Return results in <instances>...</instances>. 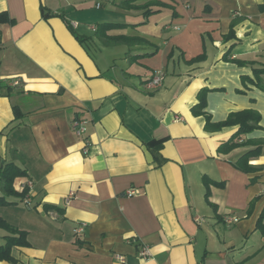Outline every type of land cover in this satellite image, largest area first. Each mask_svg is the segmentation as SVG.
I'll list each match as a JSON object with an SVG mask.
<instances>
[{"label": "crops", "instance_id": "1", "mask_svg": "<svg viewBox=\"0 0 264 264\" xmlns=\"http://www.w3.org/2000/svg\"><path fill=\"white\" fill-rule=\"evenodd\" d=\"M90 1L0 0L11 19L0 23V132L14 107L24 121L1 136L0 155L28 170L14 181L27 196L0 206L28 232L30 246L12 249L16 264H264V0H160L170 7L152 6L146 23L108 32L144 43L110 45L78 32L89 4L97 7ZM104 1L94 33L100 22L144 20L142 9ZM42 6L66 17L46 18ZM157 74L162 84L150 88ZM15 77L20 85L10 87ZM203 88L212 123L261 114V128L243 136L250 143L219 150L236 127H207L194 111ZM77 118L89 120L84 137ZM259 145L249 160L256 169H238ZM204 176L223 183L210 185L209 199ZM143 244L152 252L145 261Z\"/></svg>", "mask_w": 264, "mask_h": 264}, {"label": "trees", "instance_id": "2", "mask_svg": "<svg viewBox=\"0 0 264 264\" xmlns=\"http://www.w3.org/2000/svg\"><path fill=\"white\" fill-rule=\"evenodd\" d=\"M137 0H124L121 2V6L125 9H133L138 8L143 10L144 20L139 23L129 24L127 22H100L97 24L95 29V35L99 39L103 41L104 44H120V43H144L145 39L142 37H128L126 35H108V32L114 29H121L128 26H139L147 22V19L150 15L156 13L158 10L151 9L152 6L157 7H170L169 4L162 2L160 0H149L144 4H135ZM264 7V6H263ZM42 13L43 16L46 18L52 16H62L66 17L64 12H51L48 8L42 6ZM176 13V12H174ZM10 18L7 13H0V23L2 22H10ZM233 24V23H232ZM234 25L232 26L231 35L234 33ZM76 37L81 43H86L87 45L91 46V42H89V38L80 36L73 30ZM89 43V44H88ZM152 53H145L143 56L151 55ZM226 59L228 58V54L225 55ZM204 58V55L196 56L190 59L188 62L195 63L201 61ZM233 60L236 63L243 64L245 61L240 59H229ZM264 89V86H261ZM0 88H2V82L0 80ZM211 89L203 88L198 93V103L194 106V111L201 115H204L206 118L207 127L213 128H223V127H236L235 132L231 135V137L223 142L219 146V150L221 151H230L233 148H237V146L250 143V139H244L243 136L252 133L254 130L261 128V114L256 110H243L231 113L226 120L221 122L212 123L211 116L205 111L207 106V93H209ZM15 118L14 120L7 126L5 130L0 132V139L2 135H9L12 130L21 126L23 121V113L17 107H14ZM261 153V146L259 145L253 150H250L243 154L237 162H235V166L244 171V172H251L256 169L255 166L250 164L249 160L252 156ZM1 157V155H0ZM1 167H0V206H8L12 205L16 202L13 200L15 198L23 200L29 190L24 189L23 191L19 192L14 187V181L17 177L27 175V171L24 167L14 161H6L1 157ZM204 183L207 186L206 196L209 199L210 196V185H217L221 186L223 183L219 181H215L211 179V177L204 176L203 177ZM210 204L214 206V204L208 200ZM216 208V207H215ZM264 211L261 213L258 221L257 227L261 229L262 233L264 234ZM0 229H3L7 232L2 238L3 242H0V260H5L11 263L16 264L17 260L12 254V249L15 246H30V242L28 239V232L19 229L17 226L11 224L5 218L0 216Z\"/></svg>", "mask_w": 264, "mask_h": 264}, {"label": "built area", "instance_id": "3", "mask_svg": "<svg viewBox=\"0 0 264 264\" xmlns=\"http://www.w3.org/2000/svg\"><path fill=\"white\" fill-rule=\"evenodd\" d=\"M101 3L98 2L97 3V7H100ZM162 80H163V76L162 74H157L156 76H154L151 80L150 83H148V86L151 88H157L162 84ZM8 85L10 87H16L20 85V79L15 77V78H11V80L8 82ZM177 119H181L178 118ZM88 125H89V120L86 118H77L73 121V129L75 130L77 136L79 137H84L88 131ZM127 194H129V196H132L135 193L134 189L128 190ZM229 222L231 221V219H228ZM235 221L238 220V218L234 219ZM233 221V220H232ZM85 228V224H82L81 226H79L77 228V233H81L83 232ZM139 256L145 261L148 260L152 257V252H151V248L149 245L147 244H143L139 250ZM117 259L124 262L125 261V257L123 255H117Z\"/></svg>", "mask_w": 264, "mask_h": 264}, {"label": "rangeland", "instance_id": "4", "mask_svg": "<svg viewBox=\"0 0 264 264\" xmlns=\"http://www.w3.org/2000/svg\"><path fill=\"white\" fill-rule=\"evenodd\" d=\"M93 1H95V3H96V1L100 2L101 4L103 3L104 7L102 9H99L98 7H95V6L90 7V4H89L88 9L85 11L86 13L82 14V17H87V18H85L87 23H85L84 19L82 18V22H81V27L82 28H80V30H78V32L83 34V35H86V36H94L95 35L93 29L89 25V23H92L93 18H95L97 15L99 16V15L105 14L106 11L110 8V4L107 1H104V0H92L90 2H93ZM119 18H122V17H119ZM121 49H122L121 47H115V48H113L111 50H114V51L120 50L122 52ZM95 54H97V52H95ZM97 56H99V55H97Z\"/></svg>", "mask_w": 264, "mask_h": 264}]
</instances>
